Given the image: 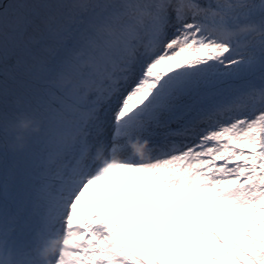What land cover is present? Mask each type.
<instances>
[{"label": "rangeland", "instance_id": "1", "mask_svg": "<svg viewBox=\"0 0 264 264\" xmlns=\"http://www.w3.org/2000/svg\"><path fill=\"white\" fill-rule=\"evenodd\" d=\"M159 1L146 0L139 14L119 21L136 7L133 2L125 6L120 0H100L101 4L97 0H0V82L4 76L13 78V86H6L0 95L7 98L16 90L15 96L28 98L9 105L17 109L14 117L6 119L11 121L7 126L18 118L21 127L30 129H21L12 139L0 130V224L7 227V237L1 240L0 236V264H151L153 236L170 247L158 254L177 257L171 263L165 260L168 264H194L196 255L208 259L204 264H246L242 250L250 243L247 264H264V227L255 224L247 231L253 216L261 212L264 190L240 185L264 171V156L255 150L259 146L264 151L259 119L264 112L254 122L251 116L236 119L240 113L247 115L241 110V97L231 85L227 95L217 94L235 81L248 108L256 104L264 86V21L252 19L264 17V0L213 2L218 6L214 13L220 9V15H227L218 33H228L229 38L186 23L197 19L192 12L196 4ZM119 6H124L121 14L116 12ZM252 28L261 31L251 38L247 30ZM152 43L155 48H150ZM97 44H106V49ZM86 45L82 62L80 53ZM59 52L63 56L58 61L63 62L56 65ZM88 67L91 78L85 73ZM64 69L67 85V75L60 73ZM105 69L110 74L103 79ZM61 84L66 88L63 94L70 98L71 93V103L79 109L80 114L69 113L78 119L81 131L73 133L72 120L62 119L58 128L53 123L55 133L45 141L38 134L36 118L26 116L38 110L37 101L43 105L47 98L55 103L60 97L49 96L48 88ZM209 108L214 116H197L212 113ZM25 134L30 137L23 138ZM67 136H73V144L58 157L63 164L60 172L65 170L56 174L58 167L46 162L42 151L49 142L46 151L52 155V144H67ZM22 141L26 143L22 149L32 144L26 162L16 151ZM78 164L84 166V188L69 205L68 167ZM30 171H40L49 198L46 206L32 205L40 215L35 229L42 228L46 212L53 217L40 239L33 227L28 236L20 232L31 223L28 206L14 214V203L22 196L21 181ZM54 177L62 179L55 187L60 188L64 180L68 184L61 195L49 181ZM151 180L155 181L150 184ZM31 193L36 195L35 186ZM112 196L121 203L110 205ZM216 210L225 212L216 215ZM194 211L212 215L211 224L218 226L200 231L189 216ZM18 218L19 226L14 227L10 221ZM14 230L21 236L11 238L8 232ZM55 239L59 248L51 251ZM39 241L46 248L41 256ZM15 242L20 249H15ZM124 246L130 247L136 263L118 256ZM192 249L195 255L189 257ZM204 249L209 252L202 254ZM13 254L18 257L11 263L3 261Z\"/></svg>", "mask_w": 264, "mask_h": 264}, {"label": "trees", "instance_id": "2", "mask_svg": "<svg viewBox=\"0 0 264 264\" xmlns=\"http://www.w3.org/2000/svg\"><path fill=\"white\" fill-rule=\"evenodd\" d=\"M167 1L168 0H160L159 3H163V5H164ZM217 8H218V6H215V4L208 5L209 15H208V18H207V23L209 25L211 24V25H215L216 27H219L221 25L222 21L225 19V15H220V12H221L220 9H218L217 12L214 13L213 11H216ZM86 47H87V45L84 47V50L83 51L80 49V51H82L80 53V55H82V60H80V61H82V62H84L85 58L87 57ZM72 53L74 54L73 51H72ZM59 54H60V52L57 55H55V63H56V65H60L63 62V61H60V62L58 61V59L63 56V54H61L60 56H59ZM74 57H76V55ZM79 63L81 64V62H79ZM79 69L80 70H83V66H80ZM91 72H92V70L89 69V67H88L87 70H85V73H86V75L89 78H91ZM60 73H65L67 75V77H68V74H67V70L66 69H64ZM9 78H10V76L9 77L8 76H4L3 77V79L0 82V91L2 89H6L5 88L6 86L7 87L8 86H11V85L13 86V78H11V79H9ZM64 80H66V85H67L69 83L68 82L69 81V77H68V79H64ZM57 81H59V79ZM3 84H5V86H3ZM53 87H55V86H53ZM64 88H65L64 85H62V86L59 85V87H55L54 89H52V88L49 87L48 88V90H49V93H48L49 96H50V94H53V96L60 97V98H56L58 101H56V99L53 98L55 100V103H52L51 100H48L46 98V101L47 102H46V104H43V105L39 104V102L37 101L38 110L37 111H32L31 112L32 113L31 116H30V114L28 116H26V117H32L33 116L34 118H36V121H35L36 123L35 124L38 125V128H37L39 130V133L38 134L44 136L46 138V139H44L45 141H49L50 134L55 133L54 127H51L53 125V123H55V127L58 128L60 126V123H61V120L62 119H67V120L69 119L66 116V109L68 110V112L69 111H72V110H77V114H80L78 112L79 109L75 105H73L71 102H68L67 101L68 102L67 103L66 101H64V102L67 103V105H65L64 103H62V101L67 97V94H65V95L63 94V92L66 89V88L65 89ZM66 92H70V91L67 90ZM235 95L236 96H240L241 99L244 98L242 92H238ZM8 96H9V94H8ZM43 96L45 97L46 95L43 94ZM69 96H70V98L67 97L68 100H70L71 98L73 99V95L71 93H69ZM262 96H263V92L259 89V92L257 94V98H261ZM7 98H4V97H2L0 95V102H2L1 104H4V105H1L0 104V119L4 120L3 123L6 122V119L12 118V117H14L16 115V111L15 110L17 108L9 107V105H15L16 103L22 102L23 100L26 99L22 95L21 96L17 95V97L15 98V100H12V101H10V103H8L7 102V100H8ZM58 104L60 105V107L58 106ZM66 106H68L70 109L67 108ZM43 110H46V113L44 115H42V111ZM260 119H261V123H262L263 129H264V117H263V119L262 118H260ZM16 120H17V122H16ZM20 120L18 122V118H15L14 125L11 128H15L16 127L17 130H18V128L21 127ZM8 122H11V121L8 120ZM77 122H78V119H76V118L74 120H72V123L75 124V125H74L73 128H70V129L72 130L73 133L80 131V128H79ZM25 128L26 129H24V127H21V129H23V131L28 132V130H30L29 127H27V126H25ZM1 129L2 128H0V130ZM1 132L5 135V132L3 130H1ZM8 135H10L9 137H10V139H12L15 134L13 133V134H8ZM25 135H26V139H28L30 137L29 134H25ZM67 137H68V140L67 141H69L71 138H73V136H67ZM25 145H26V143L22 141L16 151H18L19 149H22V147H24ZM30 146H32L31 143H30ZM254 148L255 147H249V149L252 150V151H254ZM255 150L261 156H264V151L261 150V149H259V146ZM2 157L3 156H0V159ZM21 161L26 162L27 159L26 160L21 159ZM34 175H36V174L35 173L33 174L30 171L26 176H24V179H22V181H21V187H23V188L20 189L18 191V193H20L22 195V196H20V199H21L20 201H22L23 204L20 206V205L17 204V202L14 203L12 201H9V204L14 203L16 205V210L14 211V214H19V211L21 210L20 209L21 207L29 206L28 203H27L28 201L29 202L32 201L33 203L41 201V200H39V197H40V195L42 193V186H41V184L38 181L42 177L40 175H36V176H34ZM152 182H150V184ZM261 183H264V171H262L255 179L247 180V181L243 182L240 185H241V187L246 188V189L256 188V187H262V189L264 190V184L261 185ZM34 186L36 187V191H37L36 195H33L31 193V191L34 188ZM8 199H10V198H8ZM262 200H263V203H262V207H261V212H260V214H258L256 216H253V219H252V223L253 224L248 227V229H247L248 232H250V227H253L254 228L255 224H257V226L258 225H261L262 227H264V193L262 195ZM243 212H246V211H243ZM247 213L250 216L253 215L251 212H247ZM209 216H210V214H208L205 217L204 214L202 215V214L198 213L197 211H194L190 215V218L192 219V221H194L196 224L199 225V228L198 229L200 231H202V229H211L212 227L218 226L217 223L211 224V219L212 218H209ZM257 216H260V219L261 220H258L257 221V219H256ZM52 218L53 217H52L51 214H46L45 215L46 222H50ZM13 221H14V219L11 220L10 222H13ZM0 231L7 232L6 225L0 224ZM246 235H247V237H245V238H248L250 236V233H246ZM201 244H202L201 247H203V243H201ZM253 247L254 246H252V252L254 251L253 250ZM169 249H170V247L167 246V243H161L159 240L156 239V236L155 237L153 236V239L150 242V250H153L155 253H154V255H151L148 258V259H150L151 264H168V263L165 262V260L171 263L172 262L171 256H167L166 254H158L157 253L158 250L168 251ZM126 250H127V248H125L123 251L125 252ZM193 251H194V249H192V252L191 253H193ZM204 252L207 253L209 251L207 249H204L202 251V254ZM242 252H243V250H242ZM245 252H248V251L245 249ZM247 255H249V253ZM174 258H177V257H174ZM211 258H214V257H211ZM200 259H203V256ZM242 259L247 264V258L245 257V258H242ZM207 260L208 259H206V261ZM206 261L199 260V264H204ZM184 264H186V263H184Z\"/></svg>", "mask_w": 264, "mask_h": 264}, {"label": "bare ground", "instance_id": "3", "mask_svg": "<svg viewBox=\"0 0 264 264\" xmlns=\"http://www.w3.org/2000/svg\"><path fill=\"white\" fill-rule=\"evenodd\" d=\"M97 1H99L100 2V0H97ZM216 1H218V0H202V5L203 6H205V5H212L213 4V2H216ZM52 2L54 3L55 2V0H52ZM93 2V1H92ZM131 2H133L134 4L133 5H136V7H134L131 11H130V9H129V11L126 13V14H123V16L121 17V18H119V21L120 20H127L129 17L131 18V17H133L134 15H136L137 13L139 14L140 13V10H141V8L144 6L145 7V5L147 4L146 3V0H120V3H122V4H124L125 6L127 5V4H129V3H131ZM56 3V2H55ZM136 3V4H135ZM100 4H101V2H100ZM74 5V4H73ZM79 5V4H78ZM82 5V4H81ZM77 6V5H76ZM72 7V8H74L73 9V11L74 10H77V7H80V6H77V7ZM99 6H101V5H99ZM67 8V10H70L68 7H66ZM117 11V13L118 14H121L122 12H123V10H124V6H122V7H118L117 9H116ZM144 11L146 12L147 10H146V8H144ZM53 12V11H52ZM125 13V12H124ZM146 15H149L147 12H146ZM61 17H63V16H61ZM44 20V19H43ZM208 27H209V31H211L210 33H212V29H211V26L210 25H208ZM211 29V30H210ZM85 41H87V39L85 40ZM3 43V41H2V38H0V44H2ZM86 43V42H85ZM87 45H90V43L89 44H87ZM94 45V44H93ZM97 45H103V47H104V45H105V49H106V44H97ZM149 46H147L146 48H148ZM133 49H135V50H138V47H136V46H134V48ZM108 51V50H107ZM111 53H112V51H111ZM73 59H74V61H77V58L76 57H73ZM111 59H113V57H111ZM3 86H5V84H3ZM17 91L16 90H14V92H9V96H8V100H7V102L8 103H10V101H12V100H15V98L17 97V96H15V94L14 93H16ZM28 98H26L25 100H23V103H25L26 101H28L27 100ZM1 105H4V104H1ZM248 106H249V103H246L245 105H244V107H243V109L245 110V109H247L248 108ZM16 111V110H15ZM46 113V110H43L42 111V115H44ZM4 120H2V119H0V128H2L3 129V131H5L7 134H16L17 132H19V133H22L23 131L21 130V127L20 128H18V130H17V128L15 127V128H11L10 126H7V125H10L9 123L10 122H8V121H6V127H4L3 125H4ZM16 122H17V120H16ZM19 127V126H18ZM16 129V130H15ZM24 129H26L25 127H24ZM24 138H26V135H24ZM31 150L32 151V147L30 146V145H28L27 146V148H25V149H19L18 150V152L20 153V155L22 156L21 157V159H23V160H26L27 158H28V156H29V154H27V150ZM37 156V152L36 153H34V156ZM13 158H10L8 161H11ZM44 168H46L45 166H43V169ZM45 192H42L41 193V195L42 194H44ZM59 195H61V194H59ZM58 197H60V196H58ZM225 197V196H224ZM223 197V198H224ZM59 199V198H58ZM67 199H69L68 198V196H67ZM233 199V198H232ZM108 203L110 204V205H118V204H120L121 203V200L119 199V198H117V197H114V196H112L110 199H109V201H108ZM228 203H229V206L230 207H233L234 206V199L233 200H231V198H230V200H228ZM23 207H21L20 209H22ZM223 212H225V211H223ZM31 215V214H30ZM18 220L19 221H21V218H18V219H15L14 221H13V224H14V227H18L19 226V222H18ZM55 241V247H53V248H51L50 250L52 251H54V250H56L57 248H59V246H58V244H57V239H55L54 240ZM53 241V242H54ZM174 243H177L176 241L174 242ZM244 243V242H243ZM246 243H248V242H246ZM251 244V243H250ZM250 244L246 247V250L248 251V252H245V250H243V252H242V255L243 256H245L246 258H247V254L249 253V251H250ZM25 246H27L26 244H24ZM51 245V244H50ZM195 254H194V251H193V253H189V257L190 256H194ZM15 257H17V254H13V255H11L8 259H4L3 261H8V262H11V260H12V258H15ZM24 257H28V256H24ZM198 256L196 255L195 256V260H194V264H199V259L197 258ZM26 258H24V259H26ZM243 258V257H242ZM176 258H174V257H171V260L173 261V260H175ZM149 261H150V259H149ZM181 262V261H180ZM182 263H184L183 261H182Z\"/></svg>", "mask_w": 264, "mask_h": 264}, {"label": "clouds", "instance_id": "4", "mask_svg": "<svg viewBox=\"0 0 264 264\" xmlns=\"http://www.w3.org/2000/svg\"><path fill=\"white\" fill-rule=\"evenodd\" d=\"M19 202H21V201H19Z\"/></svg>", "mask_w": 264, "mask_h": 264}]
</instances>
